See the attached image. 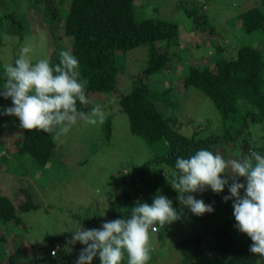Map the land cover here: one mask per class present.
<instances>
[{"label":"rangeland","instance_id":"obj_1","mask_svg":"<svg viewBox=\"0 0 264 264\" xmlns=\"http://www.w3.org/2000/svg\"><path fill=\"white\" fill-rule=\"evenodd\" d=\"M32 1L16 0L17 13L22 11L27 26L22 43L18 45L14 31L8 30V27L3 29V43L0 46V89L6 80L4 66L14 64L22 47L32 48L29 56L35 62L48 58L56 45L67 48L69 46L70 39L61 34L69 6V2H66L68 0H63V3L55 1L56 23L50 18H42L41 9L31 4ZM258 3L259 0H136L137 19L163 18L176 22L179 26V46L172 48V51L178 50L176 56H173L167 71L150 76V85L158 91L172 86L167 94L171 103L161 97H155V103L164 115L172 116L182 124V133L191 134L206 127V124L209 133L223 132L220 114L211 99L193 87L185 89L183 78L191 65L213 63V43L226 46L227 54L230 55L243 44L256 45L264 52V36L245 32L238 17L244 9ZM181 4L186 8L197 6L199 14L205 15V22H195ZM4 11V8L0 9V15ZM50 24L55 31L45 29ZM211 28L213 33L209 31ZM117 58L120 66L118 87L122 93H126L131 88L133 75L147 65V48L138 46L125 53H118ZM91 97V109L86 114L91 115L93 107L100 105L105 114L103 123L93 125L78 119L68 134L55 137L56 153L42 168H36L29 156H25L26 161L19 164L20 167H13L16 161L10 152L22 140L23 128L15 121L14 116L0 115V164L7 163L0 170V193L8 195L19 204L25 200L24 189H27L32 192L34 202L39 205L36 210L20 213V226H11L22 237L23 246L18 257L22 264H74L80 250L85 247L79 242L72 243L73 231L82 225L81 218L87 215L105 216L106 207L117 194L139 186L137 180H132L135 170L163 148L161 144L155 149L150 148L141 137L130 132L128 118L119 109L117 100L113 98L115 95L93 93ZM10 106L11 99L0 96V112ZM107 118H110L112 128L109 140H106L103 132ZM244 144L245 151L242 147ZM259 145L264 147V122L251 126L245 140L242 138L235 142H220L214 145V150L226 160L240 159L255 151V146ZM1 154L4 155L3 158ZM260 154L264 155V149ZM153 168L157 174L163 171L164 177L171 182L177 174L170 169H164L162 164L150 167L147 173H152ZM242 179L240 177L239 182ZM157 195L166 196L162 189L157 191L155 196ZM179 211L181 218L166 225L163 238L158 237V231L152 233L151 254L156 259L149 264H182V254L177 243L190 233L196 232L203 236L205 251L212 264H220L226 258L225 255L220 258L212 257L209 251L214 242L213 234L219 227L228 225L239 240L249 239L235 227L233 213H219L215 216L205 213L196 216L182 205ZM129 217L126 213L122 215L123 219ZM102 224L100 222L99 228ZM48 234L61 240L55 244L46 243L45 236ZM6 236L10 238L11 232ZM56 244L58 250L55 254H50H66L67 257L56 262H39V255L55 248ZM121 264H127V260ZM187 264L201 263L190 261ZM258 264H264L259 255Z\"/></svg>","mask_w":264,"mask_h":264},{"label":"trees","instance_id":"obj_2","mask_svg":"<svg viewBox=\"0 0 264 264\" xmlns=\"http://www.w3.org/2000/svg\"><path fill=\"white\" fill-rule=\"evenodd\" d=\"M55 1L63 3V0H33L31 4L41 9L42 18H50L56 23ZM66 2H69V6L61 34L70 39L69 51L67 47L56 45L49 53L50 62L58 64L61 51H67L75 56L79 61L81 79L88 81L86 95L89 100L92 102L93 93L115 95L113 98L117 100L119 109L128 118L130 132L141 137L150 148L155 149L158 144L163 147L160 152L135 170L132 180L135 179V182L137 180L139 186L122 190L117 194L106 207L105 216L87 215L81 218L83 228H99L100 222L123 219L122 215L125 213L130 215L131 208L137 203L151 204L159 189L163 190L166 197L172 200L173 207L180 212L181 205L177 200L176 190L171 187L172 182L164 177L163 171L157 174L154 168L152 173H147V170L162 164L164 169L177 173L175 169L177 157L189 158L200 149L215 153V144L225 141L235 142L242 138L245 140L251 126L264 122V52L256 45L243 44L230 55L227 54L226 46L211 41L215 46L212 53L213 63L191 65L184 75L183 87L185 89L193 87L211 99L220 114L223 132L209 133L206 124L201 130L185 134L181 131L182 124L178 123L176 118L164 115L155 103V97H161L171 103L167 94L172 86L158 91L150 85V76L167 71L173 56H176L178 50L175 52L172 48L179 46L178 24L163 18L137 19L136 0H68ZM8 7L12 9L7 10ZM181 7L185 9L187 15L193 17L195 22L199 24L205 22V15L199 14L197 6L186 8L181 4ZM3 8L5 11L0 15V46L3 43L2 33L5 27L14 31L19 45L24 40V32L27 28L22 11L17 13L16 0H0V9ZM238 17L245 32L264 36V0H259L257 5L244 9ZM45 29L55 31L51 24ZM209 31L213 33L212 28ZM138 46L147 48V65L133 75L130 90L122 93L118 87L120 66L117 55ZM90 104L82 105L77 102L78 111L89 113ZM14 119L19 124L18 118L14 116ZM111 130V120L107 118L103 125L106 140H109ZM204 133L207 135H202ZM56 146L54 134L23 129L22 140L10 152L16 161L13 167H20L19 164L26 161L25 156H29L36 168H42L51 161L56 153ZM245 146L242 145L244 151ZM255 149L260 154L264 147L259 145L255 146ZM1 157L3 158L4 155L1 154ZM3 165L7 163L0 164V170ZM230 183L231 179H229ZM241 183H245L244 178ZM24 192L25 200L19 204L8 195L0 193V230H2L0 264H22L18 259L23 246L22 237L11 226L22 224L21 212L39 208L33 200L32 192L27 189H24ZM192 195L213 206L214 211L207 213L208 215L233 213L232 200L222 199L223 196L230 195L227 185L219 194L206 189ZM165 227L159 228L158 237H164ZM8 232H11L10 238L6 236ZM60 240L61 238L53 235L45 236L46 243L55 244ZM213 240L209 248L212 257L226 256L220 264H258V254L254 256L249 251L251 239L239 240L228 225L219 227L213 234ZM177 246L182 254V264L190 261L212 264L200 233L185 235L178 241ZM54 247L58 248L57 244ZM49 251L40 254L38 261L56 262L67 257L66 254L61 256L60 253L53 256ZM153 259L155 260L156 257L151 254L150 261ZM125 260L127 254L121 263ZM92 264H100L98 256L94 257Z\"/></svg>","mask_w":264,"mask_h":264},{"label":"clouds","instance_id":"obj_3","mask_svg":"<svg viewBox=\"0 0 264 264\" xmlns=\"http://www.w3.org/2000/svg\"><path fill=\"white\" fill-rule=\"evenodd\" d=\"M31 52L30 46L22 47L14 64L4 66L6 80L0 96L10 98L12 106L0 115L15 116L21 128L54 137L68 134L78 119L93 125L103 123L105 114L100 105L93 107L91 115L78 111L77 102L83 105L91 101L86 95L88 81L81 79L75 56L61 51L59 63L52 64L49 58L33 62ZM175 169L171 187L178 194L179 204L196 216L212 213L214 208L193 193L211 189L219 194L228 186L230 195L222 199L232 200L235 227L251 239L249 251L264 260V155L251 151L240 159L226 160L219 153L200 149L189 158L177 157ZM240 177L245 183L239 182ZM180 218L181 212L173 207L172 200L157 195L151 204L134 205L129 218L106 221L101 228L80 225L73 231L72 243L85 247L75 264H92L97 256L100 264H121L125 254L127 264H148L153 251L152 233Z\"/></svg>","mask_w":264,"mask_h":264},{"label":"built area","instance_id":"obj_4","mask_svg":"<svg viewBox=\"0 0 264 264\" xmlns=\"http://www.w3.org/2000/svg\"><path fill=\"white\" fill-rule=\"evenodd\" d=\"M56 250H58V248H55V249L50 250V253L51 254H55L56 253Z\"/></svg>","mask_w":264,"mask_h":264}]
</instances>
